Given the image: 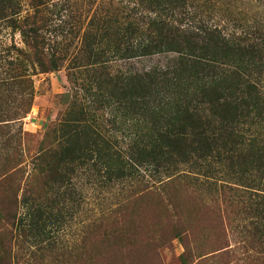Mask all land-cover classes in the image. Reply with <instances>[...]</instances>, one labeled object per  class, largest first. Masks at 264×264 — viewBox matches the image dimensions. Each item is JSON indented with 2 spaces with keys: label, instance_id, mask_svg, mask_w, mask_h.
Here are the masks:
<instances>
[{
  "label": "trees",
  "instance_id": "16d2710c",
  "mask_svg": "<svg viewBox=\"0 0 264 264\" xmlns=\"http://www.w3.org/2000/svg\"><path fill=\"white\" fill-rule=\"evenodd\" d=\"M130 1L132 10L92 16L75 46L51 38L67 5L0 0V264H18L27 237L46 233L55 211L43 188L78 213L90 189L121 185L119 209L92 214L90 239L109 228L122 240L136 214L128 210L151 203L152 228L172 212L183 264L202 235L216 249L191 264H264V0ZM158 55L169 59L142 71L111 66ZM65 67L76 85L62 95L68 110L30 167L20 123L33 78ZM196 203L216 221L190 211ZM84 255L76 249L75 264L116 263Z\"/></svg>",
  "mask_w": 264,
  "mask_h": 264
},
{
  "label": "rangeland",
  "instance_id": "374dc122",
  "mask_svg": "<svg viewBox=\"0 0 264 264\" xmlns=\"http://www.w3.org/2000/svg\"><path fill=\"white\" fill-rule=\"evenodd\" d=\"M113 1L115 2L114 6L112 4L111 6L105 5L107 2L104 0H52L53 3L67 5L66 11L63 12V14L65 13L64 16L55 21L57 26L53 25L52 27V40L56 38L58 41L64 40L66 42L68 40L76 46L82 33H79V28L83 26L84 30L90 18L97 12L102 10L112 14L115 13L116 8H129L130 10L134 8L133 2L129 5L130 0ZM16 40L19 42L20 37L18 36ZM168 59L169 56L167 55H158L152 58L132 60L130 63L114 61L111 66L113 70L142 71L153 65L165 64ZM68 74V69L65 67L58 72L39 74L33 78L36 93L34 104L31 112L20 123L24 137L22 152L25 154L26 165L30 167H32V158L43 147L42 143L47 132L54 124L64 118L68 110V104L63 101L62 95L71 92V89L76 86L70 82ZM82 80L80 79L79 84H83ZM144 176L146 180L152 182V173L147 172ZM126 185L124 187H129ZM48 190L45 187L40 193L42 196H48L43 201L52 203L55 217H57L46 221V226L47 223L49 226L44 235L33 237L30 234L27 237V242L23 241L25 245H22L21 249L17 246L16 261L18 264H75L76 249L78 252L84 253L85 257L89 255L110 257L109 262L116 261L115 264H183L180 260V256L184 252L183 244L180 238L171 233L173 227L172 212L161 211L159 224L152 228L157 220L158 212L151 203L137 204L128 210L129 214L132 211H135L136 214L131 219L130 227H128L131 231H127V235L124 234L122 240H119L114 233L112 234L109 228L106 230L108 232L105 233L103 230L100 237L95 239H90L87 234L83 233L89 226L92 214L102 215L105 213L107 215L117 208L119 209V202H123L125 197L126 189L123 188V185L109 190L90 189L89 193L86 194L87 201L82 203L78 213L71 199L64 204H58V200H55L56 194L50 193ZM47 191L49 193H46ZM206 207L196 203L195 206H190V211L198 208L203 220L206 222L216 221V213H212ZM81 235L87 238L83 243L80 242ZM164 238L167 241L162 244L161 241ZM213 240L211 235L198 236L192 240V246L195 250L191 260L197 263L200 261L199 256L214 251L216 245H210ZM30 244L34 247L31 248ZM78 245L80 248H77ZM148 251L152 255V257L149 256L151 260L147 256ZM60 254H63V257H59ZM154 254H159V260ZM192 261L187 262V264H191Z\"/></svg>",
  "mask_w": 264,
  "mask_h": 264
}]
</instances>
